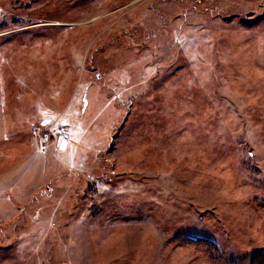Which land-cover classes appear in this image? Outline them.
Here are the masks:
<instances>
[{
	"label": "rangeland",
	"instance_id": "374dc122",
	"mask_svg": "<svg viewBox=\"0 0 264 264\" xmlns=\"http://www.w3.org/2000/svg\"><path fill=\"white\" fill-rule=\"evenodd\" d=\"M260 252L264 0H0V264Z\"/></svg>",
	"mask_w": 264,
	"mask_h": 264
},
{
	"label": "built area",
	"instance_id": "2783aa9c",
	"mask_svg": "<svg viewBox=\"0 0 264 264\" xmlns=\"http://www.w3.org/2000/svg\"><path fill=\"white\" fill-rule=\"evenodd\" d=\"M31 137L39 151H47L56 149L60 144L69 142L68 135L65 134V127L61 124L60 119H56V123L51 128L33 129Z\"/></svg>",
	"mask_w": 264,
	"mask_h": 264
},
{
	"label": "trees",
	"instance_id": "16d2710c",
	"mask_svg": "<svg viewBox=\"0 0 264 264\" xmlns=\"http://www.w3.org/2000/svg\"><path fill=\"white\" fill-rule=\"evenodd\" d=\"M259 254V256L262 258L261 260H263V262H261V263H264V252H260V253H258Z\"/></svg>",
	"mask_w": 264,
	"mask_h": 264
}]
</instances>
